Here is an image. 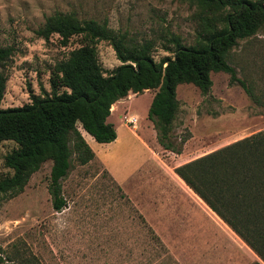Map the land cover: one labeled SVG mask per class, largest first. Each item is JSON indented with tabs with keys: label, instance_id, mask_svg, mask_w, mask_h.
Here are the masks:
<instances>
[{
	"label": "rangeland",
	"instance_id": "obj_1",
	"mask_svg": "<svg viewBox=\"0 0 264 264\" xmlns=\"http://www.w3.org/2000/svg\"><path fill=\"white\" fill-rule=\"evenodd\" d=\"M193 10L187 0H0V46L13 49L3 68L7 81L0 105L21 106L30 103L32 95L50 96L53 67L82 43L80 35L72 36L66 46L57 34L48 40L40 37L37 30L49 15L71 12L81 20L106 21L114 30L139 38H160L168 31L192 44ZM97 49L105 73L110 74L120 61L109 42L99 41ZM153 55L158 61L172 54L158 42ZM229 62L258 99L253 100L239 83H230L222 71L211 72L206 95L192 84H178L173 133L178 141L185 139L179 154L156 148V156L120 184L96 159L82 165L72 156V168L61 182L65 205L60 211L53 208L47 188L51 161L42 163L19 194L0 196V264L261 261L173 171L264 130V26L238 41ZM152 92L136 93L119 105L111 116L114 128L121 125L122 111L136 116V126L147 133L153 124L147 118ZM127 133L120 131L123 145L107 158L111 163L118 157L116 167L124 166L121 178L146 153ZM15 146L13 141L0 142V177L12 172L4 158Z\"/></svg>",
	"mask_w": 264,
	"mask_h": 264
},
{
	"label": "trees",
	"instance_id": "obj_2",
	"mask_svg": "<svg viewBox=\"0 0 264 264\" xmlns=\"http://www.w3.org/2000/svg\"><path fill=\"white\" fill-rule=\"evenodd\" d=\"M187 1L194 8L191 18L196 24L192 44H184L168 31L160 38H139L114 30L106 21L81 20L71 12L46 17L37 30L40 37L48 40L57 34L66 46L72 36L80 35L82 43L53 67L50 96L32 95L31 102L21 106L0 105V142L16 145L4 158L12 172L0 177V196L19 194L42 163L51 161L47 188L53 208L62 210L61 182L72 168V156L82 165L95 158L79 127L97 142L113 141L117 133L107 117L112 104L129 92L153 91L147 118L161 148L176 154L185 141H178L173 133L178 84H192L206 95L212 85L211 72L222 71L230 83H239L253 100L258 99L237 76L229 54L239 40L264 26V0ZM101 40L109 42L120 61L110 74L99 60ZM158 42L172 55L156 61L153 52ZM12 53L11 46H0V103L7 81L3 68ZM173 171L261 260L250 264H264V130Z\"/></svg>",
	"mask_w": 264,
	"mask_h": 264
},
{
	"label": "crops",
	"instance_id": "obj_3",
	"mask_svg": "<svg viewBox=\"0 0 264 264\" xmlns=\"http://www.w3.org/2000/svg\"><path fill=\"white\" fill-rule=\"evenodd\" d=\"M134 94H136V93L129 92L126 97L121 98L112 104V106L110 108V115L107 117V120L109 122H111V123L113 122L111 120V116H112V113L118 109V106L120 105V108H121V106L125 103V101L127 99H129V97L133 96ZM152 96H153V92H152ZM124 113L125 112H122V111L120 112L119 117H120V124L121 125L115 126L117 136L111 142L99 143L90 134H88L82 128L79 127V130H80L83 138L85 139V141L88 143V145L90 146V148L92 149V151L95 154L94 159H96L103 166V168H105V170L114 179V181L119 183V184L124 182L135 171L139 170L147 162L152 160V158H154L157 154L156 148L161 147L156 140V132L153 128L152 122H151V124H152L151 129H148V127H147L148 131H146L147 133H145L143 135L138 125L137 126L136 125L131 126V125L124 123V121H121V118L124 115ZM129 126H131V127H129ZM120 131H128L127 134L132 136L138 142L140 147H142L146 152L144 158L139 160L136 164H134L135 166L133 168H131L130 172L124 174L122 176V178H121V175L123 173L121 170L124 166L122 165L120 168H118L115 165L119 160L118 157H114L112 159L111 163H109L107 160V158L111 157L112 153L117 152V149H120V147H122V146H120L123 143V142L120 143L121 142ZM108 147H115V148L113 150H110V149H107ZM119 169H120V171H119Z\"/></svg>",
	"mask_w": 264,
	"mask_h": 264
},
{
	"label": "built area",
	"instance_id": "obj_4",
	"mask_svg": "<svg viewBox=\"0 0 264 264\" xmlns=\"http://www.w3.org/2000/svg\"><path fill=\"white\" fill-rule=\"evenodd\" d=\"M123 118V121L124 123L128 124V125H131V126H135L136 123H137V117L134 116V115H127V114H124L122 116Z\"/></svg>",
	"mask_w": 264,
	"mask_h": 264
}]
</instances>
